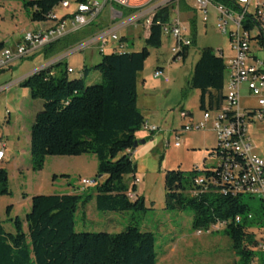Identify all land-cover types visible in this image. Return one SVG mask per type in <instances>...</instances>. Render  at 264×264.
Masks as SVG:
<instances>
[{"label": "trees", "instance_id": "obj_1", "mask_svg": "<svg viewBox=\"0 0 264 264\" xmlns=\"http://www.w3.org/2000/svg\"><path fill=\"white\" fill-rule=\"evenodd\" d=\"M61 1L22 0L21 4L30 22L38 23L45 22L48 13ZM210 2L228 6L227 0ZM170 5L154 13L140 51L101 54L96 65L81 68L79 79H69V68L65 65L62 70V63L58 62L19 83L20 87L28 88L33 100L42 101V109L36 113L30 128L32 169L39 170L48 156H95L97 178H104L94 193L95 207L99 211L145 210L143 198L136 194V166L130 156L137 141L135 134L145 124L137 107V81L149 50L161 47V25L169 22ZM244 24L246 30H252L249 21ZM194 29L192 22L191 45L195 42ZM257 30V35L250 39L264 50L263 27ZM90 36L92 33L83 38L67 37L65 43L56 47L62 43L58 40L45 49V54L55 55ZM188 53L189 47L171 61L179 57L184 62ZM89 70L100 74L99 83H84ZM224 81L225 61L221 51L215 55L210 48L201 49L188 88L199 92L202 113L221 107L225 97ZM209 154L217 156L218 162L225 156L217 144ZM236 157L238 162L244 163V157ZM218 162L190 174L180 170L165 172V209L190 208L194 229L208 230L210 226L223 223L221 230L231 241L238 264H253L257 255L252 247L257 246V242L250 230L264 227V202L260 199L261 215L252 214L243 202L246 195H233L229 190L213 191L207 182L197 185L198 178L218 177L221 172ZM129 177L133 179L132 184L128 183ZM5 195H9L8 177L6 170L0 168V196ZM88 198L90 196L83 205ZM80 199L81 196L73 194L32 196L30 211L24 220L18 217L13 220L14 233H6L0 222V264H155L154 239L150 232H140L133 226L117 234L74 232ZM257 264H264V257L259 258Z\"/></svg>", "mask_w": 264, "mask_h": 264}, {"label": "rangeland", "instance_id": "obj_2", "mask_svg": "<svg viewBox=\"0 0 264 264\" xmlns=\"http://www.w3.org/2000/svg\"><path fill=\"white\" fill-rule=\"evenodd\" d=\"M190 8L195 7L194 0H185ZM179 0H156L141 6L136 11L128 12L117 9V6L107 5L91 26V30H83L78 37L94 33L100 29L110 30L117 25L132 19L137 14L145 15L146 9L153 5H170L171 16L177 8ZM111 6V7H110ZM179 8V7H178ZM180 9V8H179ZM178 9V10H179ZM253 9V3L249 10ZM123 13V17L112 20L114 12ZM63 11H59L62 14ZM194 29L195 42L189 47L186 60L171 61L169 48L172 41L165 35L161 37V47L150 49L144 68L138 79V109L145 117V123L157 128L153 133L146 132L142 127L138 132L145 135L137 141H144L130 152L136 166L134 177L136 194L143 198L144 211H99L95 207V187L104 178H97V160L93 155L79 157L48 156L44 158L39 170H33L30 155V128L34 117L42 109L41 100H33L28 88L14 85L15 80L38 69L48 61L38 58L33 61L18 60L4 71L0 70V151L4 157L0 168L7 172L9 195L0 196V222L6 233H14L13 220L18 217L24 220L30 211V199L35 195L73 194L81 196L74 217V232L76 233H108L117 234L128 227H135L140 232H150L154 239L155 264H238V256L232 249L231 241L219 230L203 228L194 229L192 226V210L181 211L165 209L164 175L167 171L180 170L186 174L192 171L204 170L218 162L217 156L210 155L216 146L215 135L206 130L181 132V127L189 124V120L180 118V110H188L193 114L191 124L202 120L199 109V92L188 88V81L193 72L198 54L201 49L210 48L215 55L223 51L224 61L231 57L229 39L216 28V13L212 6L207 11V21L202 22L199 12H195ZM12 16V17H11ZM190 17V16H189ZM144 19L137 22L139 26L116 31L118 38H125L128 52L140 51L144 46L147 31L143 27ZM22 23H30L21 6V0H0V40L7 48H12L20 32ZM264 31V26H263ZM257 29L251 30L254 37ZM79 42L77 49L87 40ZM113 41H109V44ZM253 56L264 63V50L256 44L252 45ZM106 50L105 54H108ZM101 58L98 47L90 46L71 53L62 60L61 69L68 64L74 72L68 74L69 79L82 77L83 60L89 66L96 65ZM163 69L170 82L165 84L162 79L154 78V71ZM39 71V70H38ZM37 71V72H38ZM84 77L86 85L97 84L100 74L89 70ZM31 75V74H29ZM29 75L27 77H29ZM26 77V78H27ZM145 81L144 91L141 81ZM11 84V85H10ZM145 93L147 97H143ZM241 106L255 107L256 102L248 92L241 89ZM144 126H146L144 124ZM179 134L178 138L176 135ZM250 151L248 156L253 159H264V119L247 123ZM179 143L176 147L175 143ZM82 179L95 180L88 188L81 185ZM128 183L133 179L129 177ZM87 203L83 205L85 198ZM251 213L261 215V200L256 196H244ZM9 209V211H8ZM257 244L264 240V227L252 228ZM257 255L253 264L264 257L257 246L252 247Z\"/></svg>", "mask_w": 264, "mask_h": 264}, {"label": "built area", "instance_id": "obj_3", "mask_svg": "<svg viewBox=\"0 0 264 264\" xmlns=\"http://www.w3.org/2000/svg\"><path fill=\"white\" fill-rule=\"evenodd\" d=\"M156 0H62L46 16L45 22L35 23L36 26L25 33L21 42L14 48L0 49V70L6 69L13 62L33 56L39 50L49 47L52 43L62 39L68 30V25L73 31L91 26L106 5L122 7L125 10H133L147 5ZM195 10L201 14L202 21H207V11L210 6L215 10L216 28L229 39L231 57L225 62L224 101L221 107L213 111L202 113L199 123L189 124L181 127V132L192 130H206L209 128L215 135L218 148L225 154L219 158L218 177L212 176L208 180L198 178L197 185L207 182L213 191H231L233 195H249L259 197L264 202V159H253L248 156L250 151L249 137L247 136V123L264 119V63L257 60L252 53L251 30L244 28L245 22L249 21L253 27L264 26V3H257L250 11L253 0H227L228 6L213 5L210 0H194ZM73 5V10L69 9ZM162 6L153 5L146 9V14H137L125 24H133L141 19L143 27L149 31L154 13ZM59 10L67 12L60 16ZM121 16V15H120ZM117 15L113 17V20ZM159 24V23H157ZM161 34L172 40L169 48L172 58L179 55L185 48L191 46V38L188 30L178 17L169 19V22L161 25ZM113 41L111 52H119L124 49L116 29L103 30L95 36L90 37L77 50L90 46L98 47L99 53L104 54L109 41ZM258 46V45H257ZM176 60H180L178 57ZM56 64L55 62L45 68ZM68 73L72 70L67 69ZM154 78L162 79L167 84L169 77L164 70L156 69ZM245 88L251 98L256 102V108L241 106V89ZM185 117V114H182ZM151 133L157 130L154 126H145ZM179 134L176 135L178 138ZM178 147L179 143H175ZM236 156L244 157V163L237 161ZM3 152L0 151V162ZM81 185L85 188L93 186L94 180L82 179ZM137 182V179L136 181ZM133 199V196H129ZM238 221V218H236ZM223 223L212 226L218 230ZM258 249L264 252V240L257 244Z\"/></svg>", "mask_w": 264, "mask_h": 264}, {"label": "crops", "instance_id": "obj_4", "mask_svg": "<svg viewBox=\"0 0 264 264\" xmlns=\"http://www.w3.org/2000/svg\"><path fill=\"white\" fill-rule=\"evenodd\" d=\"M22 1V0H21ZM252 3H253V7L255 6V4H257V3H264V0H253L252 1ZM252 3H251V5H252ZM250 5V6H251ZM21 6H22V4H21ZM107 6V5H106ZM105 6V7H106ZM111 7V6H110ZM180 9H179V8ZM23 8V7H22ZM179 9V10H178ZM73 10V5H72V7L69 9V11H72ZM60 11V10H59ZM62 11V10H61ZM195 12H196V10H195V8H190L187 4H186V2H185V0H179V3H178V6H177V8L175 9V11H174V14H173V16H171V14H170V17H169V19H171V18H173V17H178L180 20H181V22H182V24L186 27V29L188 30V35H189V37L191 38V24H192V22H194V24H195V22H196V15H195ZM24 13H25V11H24ZM67 12H65V11H63L62 12V14H59L60 16H63V15H65ZM115 14L117 15V17H119V18H121V17H123V15H122V13L121 12H114L113 13V17L115 16ZM25 15H26V13H25ZM121 15V16H120ZM190 16V17H189ZM12 17V16H11ZM113 17H112V20H113ZM28 18V17H27ZM127 20H129V19H127ZM28 21L30 22V20L28 19ZM203 22V21H202ZM126 23V21L124 22V23H121V24H119V25H117V27H115L114 29H116V31H118V30H120V29H128V28H130V27H132V26H139L138 24H137V22L136 23H133V24H125ZM21 24L23 25L22 27H21V29H20V32H19V34H18V38H16V40H15V42L13 43V46H12V48H14L17 44H19L20 42H21V40H22V38H23V36L25 35V33L26 32H28L29 30H31L32 28H34L35 26H36V24L35 23H32V22H30V23H22L21 22ZM91 28V26H87V27H84L83 29H80V30H76V31H73V29L72 28H70L69 27V25H68V30H67V33H66V35L62 38V39H60L61 41H62V43H60V44H58L56 47H59V46H61L63 43H65L66 41L64 40L65 38H67V37H78V34L77 33H79V32H81V31H83V30H86V31H89L90 32V29ZM144 30H146L144 27H142ZM104 29L102 28V29H100V30H98V31H96V32H94L93 34H92V36H95L97 33H99V32H101V31H103ZM147 31V30H146ZM80 34V33H79ZM92 36H90V37H92ZM148 36V31H147V33H146V37ZM90 37H88L86 40H88ZM167 39H169V40H171L170 38H167ZM119 40H120V42H121V44H123V46H124V49H122L121 51H119V52H128L127 50H126V48H127V46H126V42H124L125 41V38H119ZM172 41V40H171ZM0 43H2V45H3V48H7L5 45H4V42H2L1 40H0ZM112 45H114L113 43H111V44H108V47L106 48V50H108V52H111V49H112ZM172 45V44H171ZM75 46V45H74ZM48 48V47H47ZM46 49V48H45ZM45 49H42V50H39L38 52H36L33 56H31V57H29V58H27L28 60H30V61H33V60H35V59H38V58H43V59H45V60H47L48 62L46 63V64H43V65H41L38 69H35V70H33V71H31V72H29L28 74H26V75H23L22 77H20V78H18L17 80H15L14 81V83H12V84H14V85H19V83L20 82H22L29 74H31V73H33V72H35V71H38V70H40V69H43L44 67H46L47 65H49V64H51V63H53V62H55V63H58V62H62V60L63 59H67V57L71 54V53H73L74 51H76V48L75 49H73L72 47L70 48V49H66V50H64V51H61V52H58L57 54H55V55H51V56H48V55H46L45 54ZM221 51V50H220ZM219 51V52H220ZM221 53H222V56H223V51H221ZM219 54V53H218ZM230 58V57H229ZM228 58V59H229ZM171 59H172V57H171ZM224 59V58H223ZM227 59V60H228ZM16 62H18V60L17 61H15V63ZM226 62V61H225ZM14 62L12 63V66L15 64ZM66 66L68 67V68H71L70 66H68V64H66ZM83 66H86V67H91V66H89L88 64H86V62H85V60H83V62H82V66H81V68L83 67ZM11 67V66H10ZM8 69V68H7ZM5 69H3V71H4ZM163 70V69H162ZM73 72H74V70H73ZM72 72V73H73ZM139 76V75H138ZM138 79H139V77H138ZM157 79H159V78H157ZM170 82V81H169ZM141 84H142V89H143V91H144V87H145V81L144 80H142L141 81ZM168 84V83H167ZM11 85V84H10ZM137 87H138V81H137ZM5 88L4 87H2V88H0V90H4ZM245 89V88H244ZM246 90V89H245ZM247 91V90H246ZM142 96L143 97H147V95L145 94V93H143L142 94ZM137 104H138V91H137ZM138 107V106H137ZM185 114V117H182V114ZM180 118L181 119H188V120H193V114H191L188 110H186V111H183V110H180ZM144 119H145V117H144ZM145 125L146 126H148V124H146L145 123ZM152 125H150L149 127H151ZM155 127V126H154ZM144 128V130L146 131V132H149V131H147L146 129H145V126L143 127ZM207 131H210V132H212L213 133V131H211L209 128H207ZM214 134V133H213ZM135 137H136V140L137 139H139V138H144L145 137V135H141V134H139V133H136L135 134ZM3 157H4V153H3Z\"/></svg>", "mask_w": 264, "mask_h": 264}, {"label": "water", "instance_id": "obj_5", "mask_svg": "<svg viewBox=\"0 0 264 264\" xmlns=\"http://www.w3.org/2000/svg\"><path fill=\"white\" fill-rule=\"evenodd\" d=\"M40 70H42V69H40ZM37 71H35V72H33V73H31V75H33V74H35ZM31 75H29V76H31ZM143 144L144 143V141H136L135 143H134V149H136V147L139 145V144Z\"/></svg>", "mask_w": 264, "mask_h": 264}, {"label": "bare ground", "instance_id": "obj_6", "mask_svg": "<svg viewBox=\"0 0 264 264\" xmlns=\"http://www.w3.org/2000/svg\"><path fill=\"white\" fill-rule=\"evenodd\" d=\"M212 229V228H211Z\"/></svg>", "mask_w": 264, "mask_h": 264}]
</instances>
